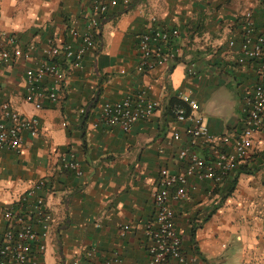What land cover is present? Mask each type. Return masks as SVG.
<instances>
[{"label": "crops", "instance_id": "obj_1", "mask_svg": "<svg viewBox=\"0 0 264 264\" xmlns=\"http://www.w3.org/2000/svg\"><path fill=\"white\" fill-rule=\"evenodd\" d=\"M263 10L254 13L258 24ZM91 12V0H0V50L9 48L3 37L12 33L24 51L0 64V101L36 118L39 127L35 137L24 134L18 148H0V236L5 209L42 179L40 195L53 222L39 264H150L144 229L154 216L160 170L183 173L182 149L212 157L209 144L186 132L195 119L176 120V107L190 112L180 95L196 100V118L212 134H238L244 126L241 98L257 69L236 62L238 49L227 45L232 34L224 29L244 12L221 7L219 0L110 7L80 66L68 70L63 95L36 108L26 99V70L48 58L50 42L79 46ZM152 16L155 26L179 31L182 49L170 67L140 66L139 34ZM140 92L159 103L149 118L128 131L98 120L101 101ZM70 155L80 174L63 166ZM187 191L170 205L189 264H230L233 257L234 264H264V141L219 183L189 176ZM124 225L129 228L122 232ZM229 237L236 246L231 252Z\"/></svg>", "mask_w": 264, "mask_h": 264}, {"label": "built area", "instance_id": "obj_2", "mask_svg": "<svg viewBox=\"0 0 264 264\" xmlns=\"http://www.w3.org/2000/svg\"><path fill=\"white\" fill-rule=\"evenodd\" d=\"M135 0H91L92 12L87 17V29L77 47L65 44L58 46L49 43L46 59L39 60L35 66L26 70V99L36 108L47 99L56 102L63 95V84L68 70L80 66L84 53L94 43L98 35L101 17L110 7H130ZM155 17L139 34L138 57L141 68L156 65L170 67L178 59L181 46L177 41L179 31L154 25ZM254 12L243 14L239 22L225 25V31L232 34L227 39L230 48L237 47L235 60L238 64L251 62L257 69V80L241 98L240 111L244 126L238 134L215 135L196 118L198 103L188 93L181 98L190 108L187 113L183 107H176L174 115L178 122L195 119L196 124L186 132L193 139H200L212 147V157L205 159L192 151L182 149L178 158L185 161L183 173L162 168L154 192L155 212L146 224L144 232L150 239L148 253L150 264H189L181 249V236L175 226L174 213L170 202L187 197L189 176L219 183L234 167L249 156L255 145L264 141V18L257 23ZM237 25V26H236ZM237 32V36L236 35ZM9 46L0 50V64L12 62L24 55L15 34H5ZM32 47H30L31 49ZM25 55H27L25 53ZM58 58H62L59 60ZM64 62L67 63L64 65ZM159 103L148 99L144 92L127 93L116 101L103 100L99 104L98 120L106 126L118 127L128 131L133 124L149 118ZM39 132L36 118L20 114L8 102L0 101V148H18L23 135L37 136ZM174 132L173 138H179ZM231 145L228 150L224 146ZM65 168L80 174L78 164L70 155L62 159ZM45 181L39 180L20 197L15 205L6 208L3 217L6 228L0 236V264H39L38 259L46 250L45 240L53 222L52 213L46 208L40 191ZM122 226V232L128 229Z\"/></svg>", "mask_w": 264, "mask_h": 264}, {"label": "rangeland", "instance_id": "obj_3", "mask_svg": "<svg viewBox=\"0 0 264 264\" xmlns=\"http://www.w3.org/2000/svg\"><path fill=\"white\" fill-rule=\"evenodd\" d=\"M220 6L229 8L232 10H236L238 13L240 12H256L259 9H264V0H219ZM264 11V10H263ZM257 14V13H256ZM236 246L231 242V238H228V246L227 251H233ZM239 248V247H238ZM236 250V249H235ZM235 257L231 259L230 264L235 263Z\"/></svg>", "mask_w": 264, "mask_h": 264}, {"label": "trees", "instance_id": "obj_4", "mask_svg": "<svg viewBox=\"0 0 264 264\" xmlns=\"http://www.w3.org/2000/svg\"><path fill=\"white\" fill-rule=\"evenodd\" d=\"M97 37H98V35H96L95 37H94V41L97 39ZM182 106V105H181ZM242 170H247V169H243V168H241ZM230 191H231V189H230Z\"/></svg>", "mask_w": 264, "mask_h": 264}]
</instances>
